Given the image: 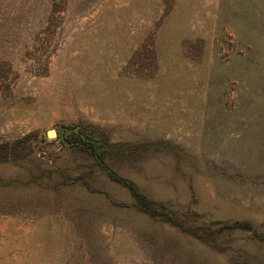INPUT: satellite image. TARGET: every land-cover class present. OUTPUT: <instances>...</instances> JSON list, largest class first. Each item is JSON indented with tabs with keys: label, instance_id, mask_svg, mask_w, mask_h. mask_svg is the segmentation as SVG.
<instances>
[{
	"label": "rangeland",
	"instance_id": "obj_1",
	"mask_svg": "<svg viewBox=\"0 0 264 264\" xmlns=\"http://www.w3.org/2000/svg\"><path fill=\"white\" fill-rule=\"evenodd\" d=\"M0 264H264V0H0Z\"/></svg>",
	"mask_w": 264,
	"mask_h": 264
},
{
	"label": "water",
	"instance_id": "obj_2",
	"mask_svg": "<svg viewBox=\"0 0 264 264\" xmlns=\"http://www.w3.org/2000/svg\"><path fill=\"white\" fill-rule=\"evenodd\" d=\"M58 132H60V129H58ZM46 134L48 137H53L56 135V131L54 129H49L47 130Z\"/></svg>",
	"mask_w": 264,
	"mask_h": 264
}]
</instances>
